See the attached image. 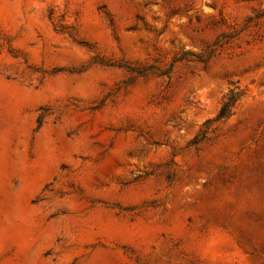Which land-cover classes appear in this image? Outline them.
I'll return each mask as SVG.
<instances>
[{"label":"rangeland","instance_id":"rangeland-1","mask_svg":"<svg viewBox=\"0 0 264 264\" xmlns=\"http://www.w3.org/2000/svg\"><path fill=\"white\" fill-rule=\"evenodd\" d=\"M262 12L0 0V264H264V20L161 74ZM230 82L247 97L189 146Z\"/></svg>","mask_w":264,"mask_h":264},{"label":"trees","instance_id":"trees-1","mask_svg":"<svg viewBox=\"0 0 264 264\" xmlns=\"http://www.w3.org/2000/svg\"><path fill=\"white\" fill-rule=\"evenodd\" d=\"M171 13H175V11H171ZM259 20H264V12L256 14L252 18H247L241 25L230 24L223 21L225 28L228 30L227 33L220 34L213 42V44L210 47H207L202 54L193 55L183 53L179 56H174L167 70L165 72H161V74L166 75L176 63L182 61H196L202 64H206L224 45L237 40L241 33L252 26H256ZM126 69L130 73H135L139 76H145L150 73V70L145 67H127ZM247 92L248 90L244 87H241L238 82H230L226 93L222 97L216 114L212 118L207 119L201 125L198 134L190 142L189 146H196L197 144L203 142L204 140H206V134L208 132L214 130L219 125L226 122L234 114L238 104L245 97H247Z\"/></svg>","mask_w":264,"mask_h":264}]
</instances>
